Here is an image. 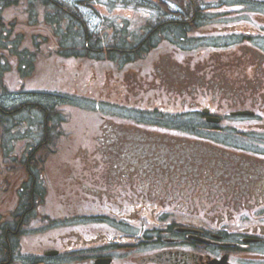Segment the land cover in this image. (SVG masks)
I'll return each mask as SVG.
<instances>
[{"label": "flooded vegetation", "instance_id": "flooded-vegetation-1", "mask_svg": "<svg viewBox=\"0 0 264 264\" xmlns=\"http://www.w3.org/2000/svg\"><path fill=\"white\" fill-rule=\"evenodd\" d=\"M9 1L0 0L1 15ZM171 16L178 24L181 14ZM156 30L130 34L136 49ZM140 82L127 85L133 90ZM252 84L250 103L240 105L246 95L236 99L240 107L216 111L227 130L219 141L212 134L198 140L193 128L180 126V108L195 122L199 103L179 81L167 86L183 100L128 105L124 117L101 114L102 138L77 158V192L70 194L46 174L50 101L36 102L32 89L11 90L0 78V203L7 202L9 179L16 186L11 208H0L8 214L0 221V264H50L69 245V264H264V75ZM227 92L237 89L225 77L219 93ZM243 107L252 115L235 116ZM23 111L28 117L19 119ZM55 164L62 176L63 159Z\"/></svg>", "mask_w": 264, "mask_h": 264}, {"label": "rangeland", "instance_id": "rangeland-1", "mask_svg": "<svg viewBox=\"0 0 264 264\" xmlns=\"http://www.w3.org/2000/svg\"><path fill=\"white\" fill-rule=\"evenodd\" d=\"M18 1L19 3L14 7H4L1 12L3 14L0 15V24L1 22L5 23V33L8 34L5 42L8 45H11L14 38H16L20 40V49L26 48L35 53L34 74L31 76L26 87L32 89L36 94L39 92L37 98L46 105L48 104V100L51 106L59 103L51 110V136L49 140L52 145H49L50 148L48 146L49 152L46 153L45 151V155L50 158L46 174L50 179H48V182L51 185L57 183L60 186L63 182V188L68 189L70 194L77 192L76 178L78 177V173L75 170V167L78 165L77 158L87 156L86 150L88 149L91 150V152L95 151L96 149L94 148L97 146V143H99L96 139L102 135V125L104 124L101 120L102 113L108 115L122 114L124 117L130 114V112L126 110V106L128 105L139 106V108L154 107L155 105L165 107L167 102L173 100V97L177 95H179L180 100H183L184 98L182 96L185 95L180 94L181 92H176L177 89L167 86V83L170 81L178 84L180 80L179 86L182 92L190 95V101H195L197 103L200 98L204 97L207 102L203 106L198 102V105H200L199 109L212 107L214 114L209 115V117L219 119V114L216 111L223 112L224 109H234L237 108V106L240 107L237 105L236 99H242L247 95V91H237V93L227 92L224 96L221 93L218 94L220 85L225 80V77L232 80L236 85V89H239L242 86L241 80L244 79L242 76L245 75V73L247 75L246 77L249 78L252 83H255L257 75H264V67L261 61L252 63L254 68L253 74L251 75L247 73V70H251L250 61H238L239 52L237 49H219L226 43V40L233 38V35H229L230 33L243 29L251 34L252 30L258 28L256 26H258L259 22L264 21V17L261 16V14L264 13V5L261 4H253L252 8L248 7L245 11H239L237 13H240L237 18L238 24L229 19V28L225 30L227 34L218 35L216 37L213 30L218 29L217 24L221 25L222 18L230 17L221 16L222 14L219 12L227 9L229 10V8L227 6V8L224 9L220 5L218 8L213 5H218L221 0H206L207 3L204 5L206 8L205 13L214 18L211 19V21H213L211 25L201 26L206 36H194L195 33H193L192 35L194 38L191 37L189 40L180 43V46L182 44L185 49L188 47L192 48V52L179 56L175 54L177 51L174 48L165 50L161 48L144 55V58L133 64H122L126 61H109L108 58H106L108 53L101 55L102 57L100 59L98 58L100 55L97 53H92V56L97 58L91 59H75L70 56H61L60 52L65 54L71 51L79 52L81 50L80 44L83 42V38L77 35L69 36L72 32H68L67 36L69 38L59 37V35L54 33V28L51 25V29L49 26H46L45 19L44 21L42 19V17L45 18V13L50 12L53 15L56 14L51 9L52 4L50 8L44 6V4H41V6L35 5L34 2L36 0H27L25 2L23 0ZM82 1L84 0H63V2L73 7L76 2ZM232 1L230 3H232ZM105 2H107V0H86L82 9L87 17L86 20H89L88 23L92 25V29L100 26L102 33H104L105 30L111 33V19L114 17L119 19L128 17L125 14L131 13V11L118 10L110 13L108 11L110 2L107 5L106 11L103 8V3ZM149 5L151 4L149 3ZM42 9L44 10V15L41 14ZM232 9H234V5L231 6L230 10ZM53 15L52 17H54ZM52 23L55 25L53 19ZM3 29L4 28L0 26V32ZM126 30L127 29L120 32L125 34ZM109 33L104 36L102 47H108L110 45L109 43L112 42V37H110ZM64 39H67V41L65 42ZM113 40L117 41L114 45L119 44L121 47L129 43L127 37H117ZM60 42H62V45H59ZM207 42L210 45H207ZM193 43L195 44L194 47L192 45ZM247 49H249L247 50V54H249V51L253 52L252 48L249 47ZM4 51V49L0 51L2 56L11 60ZM16 63L17 61L13 62V64ZM5 78L11 90L22 88V83L18 79V72H10L5 75ZM133 80L141 81L142 83L140 82L131 90L128 85L131 84ZM197 83L199 85H196ZM214 84H217L218 87H216L213 92L209 91L208 87ZM200 85L208 86L198 89ZM170 90L172 95L169 93ZM129 92H132V94L122 100L121 98ZM213 93L223 98L224 102H222L218 96L214 97ZM91 98L100 100L99 103L97 102L96 110L93 108L90 109L91 100L85 101V99ZM143 98L145 101H140V99ZM103 101L105 104L111 105H105ZM246 101H249V98ZM25 115L26 113H21L19 119L23 118ZM12 116H6V118L11 121V119H13ZM52 119H56L57 121ZM184 119H186V117ZM200 120L201 118H198L196 122L188 124L198 128V122ZM201 123L200 127H205L204 125L207 126L204 121H201ZM208 125L218 126L217 128L210 127L213 129L212 133L216 132V136L218 137L216 140H220L219 137H222V135L227 132L226 129L221 131V122L215 123L212 121L211 123L208 122ZM34 141L36 143V140ZM38 143H36V145ZM38 152L40 151L38 150ZM61 159H63L62 176L58 175L57 165L55 164ZM7 183L6 192L9 191L7 202H4V204L0 203V208L5 207L6 210L11 208L10 205L13 204L11 203L14 195L13 193L14 190L16 191L13 180L11 181L9 179ZM70 194L68 197L69 199H71ZM6 210L0 212V221L8 217V214L2 216V214L7 213ZM73 246L74 245L64 246V252L62 254L65 253L67 256L60 254L51 257L52 262L50 264H69L73 260V257H70V253L67 251H71ZM26 247L27 245L24 244V248ZM47 247L54 248L58 247V245L47 244L43 248ZM36 252L38 253L39 249H37ZM40 253L43 254V251Z\"/></svg>", "mask_w": 264, "mask_h": 264}, {"label": "trees", "instance_id": "trees-1", "mask_svg": "<svg viewBox=\"0 0 264 264\" xmlns=\"http://www.w3.org/2000/svg\"><path fill=\"white\" fill-rule=\"evenodd\" d=\"M232 0H230V1H228V0H221V2H220V6L221 7H224V6H231L232 4H237V2H238V6H241L243 9V11H245L248 7H253V3H251L250 2V0H236L237 2H235V0H233L232 1V3H230ZM241 5H240V4ZM182 5H184V7L185 8H188L189 7V9L191 10L193 7H194V3H189V5L187 4V5H185V4H182ZM164 7V9H167V7L166 6H163ZM67 8L70 10L71 8H72V6H68L67 5ZM229 12H226V13H228V14H230V13H236V12H238L237 10H228ZM223 15L225 14V12H223L222 13ZM66 25H70V23H66ZM179 25V24H178ZM188 27H189V25H188ZM169 28H170V30H172L173 32H180V34H182V33H184V27H183V25L181 24V25H179V26H176L175 24H172V25H169ZM86 50V49H85ZM120 53H122L123 55H124V53L123 52H120ZM1 113V112H0ZM5 115V114H4Z\"/></svg>", "mask_w": 264, "mask_h": 264}]
</instances>
